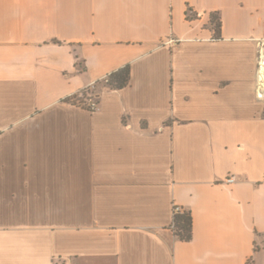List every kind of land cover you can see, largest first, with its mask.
<instances>
[{
    "label": "crops",
    "instance_id": "crops-1",
    "mask_svg": "<svg viewBox=\"0 0 264 264\" xmlns=\"http://www.w3.org/2000/svg\"><path fill=\"white\" fill-rule=\"evenodd\" d=\"M263 40L264 0H0V264H264Z\"/></svg>",
    "mask_w": 264,
    "mask_h": 264
},
{
    "label": "trees",
    "instance_id": "trees-1",
    "mask_svg": "<svg viewBox=\"0 0 264 264\" xmlns=\"http://www.w3.org/2000/svg\"><path fill=\"white\" fill-rule=\"evenodd\" d=\"M210 24L215 31L216 38L220 37L221 33V17L219 13L210 14ZM109 81L106 85L111 88L118 89L125 87L130 78L129 66L122 67L109 76ZM85 96V93H82ZM69 102V100H67ZM172 225L176 237L183 241H189L193 237V216L190 210H177L174 207Z\"/></svg>",
    "mask_w": 264,
    "mask_h": 264
},
{
    "label": "built area",
    "instance_id": "built-area-1",
    "mask_svg": "<svg viewBox=\"0 0 264 264\" xmlns=\"http://www.w3.org/2000/svg\"><path fill=\"white\" fill-rule=\"evenodd\" d=\"M261 58H262V47H260L258 67L260 66ZM102 81L107 83L109 81V77L106 76L104 79H102ZM96 85H97V82L92 83L87 88H85L84 90L76 93L75 95H72L70 98H68L69 103H71L73 105H77L79 107H82V108H84L90 112H94V111L98 110L99 104H98L97 98H95L96 94L93 90ZM261 88H262V84L259 80V71H258V95L260 98L264 99L263 92L260 91ZM82 93H85L86 95L83 96ZM233 180H234L233 178L228 179V181H233ZM176 209L181 210L180 207H176Z\"/></svg>",
    "mask_w": 264,
    "mask_h": 264
},
{
    "label": "bare ground",
    "instance_id": "bare-ground-1",
    "mask_svg": "<svg viewBox=\"0 0 264 264\" xmlns=\"http://www.w3.org/2000/svg\"><path fill=\"white\" fill-rule=\"evenodd\" d=\"M260 66L258 68V71H259V80L262 84V88L260 89L261 92H263V95H264V47L262 49V58H261V61H260Z\"/></svg>",
    "mask_w": 264,
    "mask_h": 264
},
{
    "label": "rangeland",
    "instance_id": "rangeland-1",
    "mask_svg": "<svg viewBox=\"0 0 264 264\" xmlns=\"http://www.w3.org/2000/svg\"><path fill=\"white\" fill-rule=\"evenodd\" d=\"M260 47H262V49H263V47H264V40H263V43L261 44V46ZM261 63V62H260Z\"/></svg>",
    "mask_w": 264,
    "mask_h": 264
}]
</instances>
